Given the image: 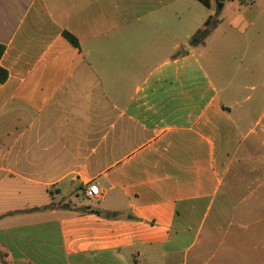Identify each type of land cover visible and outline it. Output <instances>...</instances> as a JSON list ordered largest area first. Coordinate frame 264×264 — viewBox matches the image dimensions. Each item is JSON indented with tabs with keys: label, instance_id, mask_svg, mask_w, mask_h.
Listing matches in <instances>:
<instances>
[{
	"label": "crops",
	"instance_id": "obj_1",
	"mask_svg": "<svg viewBox=\"0 0 264 264\" xmlns=\"http://www.w3.org/2000/svg\"><path fill=\"white\" fill-rule=\"evenodd\" d=\"M199 3L0 0V264H264V29Z\"/></svg>",
	"mask_w": 264,
	"mask_h": 264
},
{
	"label": "rangeland",
	"instance_id": "obj_2",
	"mask_svg": "<svg viewBox=\"0 0 264 264\" xmlns=\"http://www.w3.org/2000/svg\"><path fill=\"white\" fill-rule=\"evenodd\" d=\"M198 2L197 0H190V2ZM215 3V13L213 14V17H217L219 19V23H220V19L224 18H232L234 15L238 14V13H243V12H247V13H251V15L255 14L256 18H254V26H251V28H256V29H264V0H250V2L252 3L251 5V9L247 8L246 2L247 0H234V1H229V0H225L224 3L225 5L222 7V5L224 3H220L216 5L215 0H212ZM189 2V1H188ZM199 6L203 9V10H207L206 7L201 3H199ZM262 158L264 156V154H261ZM261 165H259L258 168H260V171H264V161H261ZM246 169H248L247 167H245ZM242 166V169L240 168V172L244 171L245 169ZM248 171V170H246Z\"/></svg>",
	"mask_w": 264,
	"mask_h": 264
},
{
	"label": "trees",
	"instance_id": "obj_3",
	"mask_svg": "<svg viewBox=\"0 0 264 264\" xmlns=\"http://www.w3.org/2000/svg\"><path fill=\"white\" fill-rule=\"evenodd\" d=\"M200 3H202L205 7L210 8L211 7V0H198ZM225 0H216L218 4L223 3ZM234 1V0H229ZM219 19L217 17L211 16L203 25L202 28H200L195 35L192 38V43H201L204 42L214 31V29L218 26ZM65 38L74 46L78 47L79 43L78 40L69 32H64ZM5 52V46L0 44V60ZM9 77V74L7 70H5L1 64H0V84H3L7 81Z\"/></svg>",
	"mask_w": 264,
	"mask_h": 264
},
{
	"label": "built area",
	"instance_id": "obj_4",
	"mask_svg": "<svg viewBox=\"0 0 264 264\" xmlns=\"http://www.w3.org/2000/svg\"><path fill=\"white\" fill-rule=\"evenodd\" d=\"M83 195L87 199H97L101 197V192L96 184H90L84 191Z\"/></svg>",
	"mask_w": 264,
	"mask_h": 264
}]
</instances>
